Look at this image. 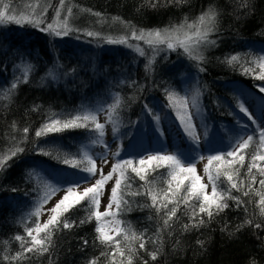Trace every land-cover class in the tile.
Masks as SVG:
<instances>
[{
	"label": "trees",
	"instance_id": "16d2710c",
	"mask_svg": "<svg viewBox=\"0 0 264 264\" xmlns=\"http://www.w3.org/2000/svg\"><path fill=\"white\" fill-rule=\"evenodd\" d=\"M150 3L151 0H65L57 20L55 10L59 0H0V10L8 5L9 14L17 15H29L33 8L40 11L51 4L39 27L27 23H0V86L9 85L11 89L12 80L19 77L18 87L0 96V159L10 155L16 147L24 148L23 153L6 161V170L0 169V264H90L92 260H96V264H127L129 255L132 264L144 261L148 264H264V215L260 213L256 194L257 190L264 192L259 185L262 177L253 169L252 174L256 175L253 184L247 174L251 154L257 150L264 154V148H258L259 131L263 128L259 129L247 116L240 117L238 103L243 98L241 89L264 98L260 91L264 80L258 79L259 74L249 68L263 57L257 49H260L258 45H264V0H159L156 8L150 7ZM68 7L72 8L67 20L72 31L68 35L56 37L40 30L48 23L55 27L62 22ZM209 9L216 12V20L208 39L216 43L199 47L203 61L190 58L182 47L169 50L166 45H159L154 49L146 43L147 36L144 40L131 36L133 29L139 35L141 29L146 34L182 25L185 26L183 31L191 35L200 23L199 17ZM95 12L101 16L93 15ZM187 25L193 28L188 29ZM87 31L100 35L88 36ZM177 35L184 39L181 33ZM123 37L128 38L126 43L108 42ZM137 47L143 49L145 55L141 56ZM233 55L240 59L229 65L225 59ZM21 61L29 63L26 72L18 70ZM195 72L207 123L217 131L226 125L236 136L237 120L249 121L253 144L244 151V167L234 180L238 184L243 181V190L251 184L252 190L248 196L237 190L231 193L239 196L243 204L237 207L234 200L228 199L229 207L214 212L209 219L206 214L198 213L199 202L189 199L188 205L180 203L176 216L166 226L167 209L161 202L172 198L171 193L165 196L169 187L166 182L168 169L162 167L152 171L147 163L141 166L138 154L131 158L133 166L145 168L147 181L127 169L117 190L120 206L113 212L107 210L116 215H108L103 220H120L123 229L130 225L137 235L143 234L144 249L139 248V241H134L131 247L136 251L130 253L128 244L117 234L113 237L120 240L124 257L114 246L101 244L97 239V221L87 219L97 208L84 200L79 204L73 201L66 213L61 211V221L67 219L69 223H76L70 229L52 230L48 252L26 253L23 258L11 259L22 252V242L24 247L30 246L31 238L26 229L34 228L39 221V217L31 213L52 190L41 169L78 171L74 165L85 166L81 144L95 139L84 128L65 129L41 137H36V131L51 123L53 118L63 122L99 102L110 103L112 95H118L121 106L114 118L121 145L127 150L137 140L143 113H148L152 119L153 114L146 111V107L152 110L162 104L169 117L177 121L173 107L169 106L168 93L183 90L185 77ZM57 127H62V123ZM24 128L29 130L27 138ZM221 133L224 136L225 132ZM222 143L227 150V139ZM39 149L50 155L40 154ZM124 156L119 159H129ZM63 159L73 164L66 165ZM216 163L213 161L210 171L215 169ZM260 163L264 166V162ZM191 175L187 174L189 179ZM189 179L184 180L180 197L185 195L183 188ZM175 184L176 181H172L173 188ZM217 184L218 192L227 189L223 176ZM150 188L157 194L159 211L152 206L148 195ZM172 206L168 204L169 208ZM193 210L198 213L195 219L192 218ZM200 217L204 223L193 227ZM81 220L86 222L80 224ZM249 220L252 224L246 223ZM257 223L261 224L260 229L254 227ZM44 235L40 233L38 238ZM16 236H21L23 241H17ZM84 240L88 241L87 245L83 244ZM102 252L106 255L102 256ZM151 252L158 253L156 260L151 259ZM4 256L9 259L4 260Z\"/></svg>",
	"mask_w": 264,
	"mask_h": 264
},
{
	"label": "snow or ice",
	"instance_id": "6c2138e0",
	"mask_svg": "<svg viewBox=\"0 0 264 264\" xmlns=\"http://www.w3.org/2000/svg\"><path fill=\"white\" fill-rule=\"evenodd\" d=\"M171 2V0H170ZM159 4V0H151L150 7L156 8ZM65 0H59V6L55 10V17L59 20L61 16V12L64 9ZM51 7V4L43 7L40 11H37L33 8L32 12L29 15H17V14H9V6L5 5L4 10H0V23H15V24H31L36 27H39L44 20L45 15L48 12V8ZM82 11L92 12L91 9H83ZM93 15L100 17L101 13L95 12ZM72 15V8H67V14L62 22H58L54 27L52 23H48L45 27L41 28V31L48 32L56 37L66 36L72 31L69 28L67 20L68 17ZM116 19V18H114ZM215 20H216V12L209 9L204 12L199 17V25L195 26V31L189 35L188 32H184V25L180 27H174L171 30L164 29L163 31L156 29L148 31L146 34L143 29L139 30L140 34L137 35V30L133 29L131 32V36L134 39L144 40L147 36L146 43L149 46L155 47L159 45H166L167 49L174 50L177 47H182L185 54H187L190 58L196 61H203L204 56L199 52V47L201 45H215L216 41L209 40V33L215 29ZM188 29H192L193 25H187ZM181 33L184 36V39H180L177 35ZM86 34L88 36H99L98 32L87 31ZM127 37H123L119 40L109 39V43H126ZM131 47V45H129ZM158 50V49H157ZM136 51L141 55H145L143 49L137 47ZM240 58L238 56H231L230 58H226L225 62L229 65L238 61ZM260 68L264 70V57L259 58ZM151 61H149V64ZM200 71H204L203 68L199 69ZM247 74L248 70L245 69ZM260 80H264V71H261L259 76L257 77ZM24 82H27L25 78ZM19 82H14L11 85V89L8 90L10 93L11 90H14L18 87ZM261 92H264V87L260 89ZM176 94L169 92L168 100L171 102L174 100V96ZM191 104L193 108L196 110L197 115L200 114V105H199V92H197L194 96L191 97ZM188 104L189 99L187 97H182L180 99V105L183 108L184 115H180L178 112L177 115L179 117V121L183 128V131L195 142H199V136L196 135L195 128L192 124L191 115L188 114ZM121 106V99L119 96L115 98L114 103L108 105L107 109H83L82 114L74 115L70 119L64 120L61 122L57 119H52L51 123L44 124L40 130L36 131V137H41L42 135H46L47 133H56L63 131L65 129H76V128H84L87 129L91 134L95 136V139L91 141L92 144H99L103 147L104 151L96 154L95 158L93 155H90L88 151L83 152L84 163L87 166L80 167L79 165H74L77 167L78 171L82 172L83 175L79 176V179L70 182L69 186L65 189V195L55 204L54 207L50 208L48 211L52 213L48 220L44 224H40L37 220L35 223V227H29L26 229L27 236L31 238L30 246L24 247L23 242L21 243L22 252H17L15 256L11 257V259L16 260L18 258H23L26 253L37 252L40 254L46 253L49 251V246L51 244V235L53 229H58L60 227L64 229H70L75 225V221L69 223L67 219L60 220L61 211L67 212L69 210V199L70 196H75V204H79L81 201H88L93 208H97L99 206V198L104 190V185L107 181L114 179V186L111 188V196L109 199L108 208L111 209L113 204L116 205L117 208L120 206V201L117 199V190L121 187V178L125 176V171L130 169L132 172L136 173L137 176L141 180L147 181L146 170L144 167L137 168L133 166L132 159H116L115 163L111 164V170L107 173V175L103 172V165H107L109 161L107 160V155L110 150L108 148V144L104 140L105 136V128L107 123H111L113 125V131L118 132L119 128L117 126V120L114 118L117 109ZM170 107L173 104L169 105ZM239 108L251 118V113L248 112V109L244 106L243 103L239 104ZM146 111H151L147 109ZM101 112L105 113V123H100L98 116ZM156 121H159V116L155 117ZM62 123V127H57ZM28 128L23 129V133L25 134V138H27ZM253 144V136L247 135L246 138L240 137L239 140L232 146V150L227 153L218 152L214 155H209L207 157L199 156V160L207 159V164L204 166V172L208 177V181L211 184V195L206 191L208 188L207 184L202 183V178L197 176L196 173V158H192L190 162L185 164L184 160L179 155H165L161 153H156L155 155H148L146 158L139 159L138 163L143 166L146 163L150 166L152 171H155L158 168L166 167L168 169V179L167 184L169 185L168 189L165 192V196L167 198V194L171 193L172 198L167 199V202H161V206L167 209L166 219L164 220V224L167 226L169 221L176 216L177 209L181 202L185 205L189 204V199H195L199 202L198 213L206 214L209 219L213 217L214 212H221L224 209L228 208L229 205L227 203L228 199H232L236 202V206L240 207L243 204V201L240 200L239 196H232V190L242 191L244 196H248L249 192L252 190L251 184L248 185L247 190H243V181L239 184L234 180V176H239L240 168L244 167L245 164V155L243 154L246 149L249 148L250 145ZM258 148H264V129L259 131V145ZM40 154L50 155V153L45 152L43 149L38 150ZM24 148L16 147L10 152V155L5 156L3 159H0V169L6 170V161L10 160L14 157H17L18 154L23 153ZM113 157H120V149L117 146V150L115 152H111ZM227 157L228 159H226ZM59 158V157H57ZM101 161V167H97L96 161ZM213 161H216V167L213 171H210L209 166L213 164ZM155 162V164H153ZM260 162H264V154H261L258 150L254 151L251 154L250 162L247 168V174L250 178L251 183L256 182V175H253V169H256L259 175L262 177L259 180V185L261 189H264V166L261 165ZM62 163L69 165L73 164V161L69 159H63ZM237 165L239 167H237ZM188 173H191V178L187 176ZM30 176L33 173H29ZM97 175L99 176L96 179ZM183 176V179L180 177ZM221 176H223L224 180L227 182V189L217 191L218 184L217 181L220 180ZM189 179L188 185L183 188L185 195L180 197V192L182 190V186L184 185V180ZM94 180V183L92 181ZM176 181L175 188L172 187V181ZM88 182L89 186H83L82 183ZM128 187V185H126ZM80 189L79 193L76 192V189ZM58 188H52L51 192H47L43 197L41 203L35 208L34 212L31 215L35 217H39L41 214V209L43 204L47 203V201L51 198L52 195L55 194L56 191H59ZM138 193H133L136 195ZM256 194L259 196V205H260V213L264 215V192L257 190ZM148 195H150L152 200V206L157 207V194L154 188H150L148 191ZM168 204H172L171 208L168 207ZM191 207V205H189ZM160 208L157 207V211ZM196 210L192 211V218L195 219L198 216ZM108 215L115 216V213L106 212H98L91 211L87 219H95L97 221L96 233L97 239L101 244L114 246L115 250L118 251L121 257L125 256V252L120 248V240L114 239V237L108 232L105 231L106 224L103 220V217ZM86 220H81L80 224H84ZM116 224V234L122 236L123 240L128 244V251L130 253H134L136 251L135 248L131 247V243L134 241H139V248L144 249L145 244L143 242V234L137 235L135 231L129 225L126 229L120 228L121 221L115 220ZM204 223L203 217H200L197 223L193 224V227H198L199 225ZM246 223L252 224V221H247ZM185 229L188 228V225H184ZM256 229L261 228V224L257 223L254 225ZM35 232L37 235H33ZM40 233H45L43 238H38ZM131 233V235H129ZM15 239L17 241H23L21 236H16ZM197 243L203 244V241H198ZM84 245L88 244L87 240L83 241ZM101 255H106V253H101ZM152 260L157 259V252H151L149 254ZM4 260H8V256L3 257ZM90 264H96V260H92ZM123 264V262H121ZM127 264H132V256L129 255L127 257ZM143 264H148L147 261H144Z\"/></svg>",
	"mask_w": 264,
	"mask_h": 264
},
{
	"label": "rangeland",
	"instance_id": "374dc122",
	"mask_svg": "<svg viewBox=\"0 0 264 264\" xmlns=\"http://www.w3.org/2000/svg\"><path fill=\"white\" fill-rule=\"evenodd\" d=\"M260 49L259 52L264 57V45H258ZM18 70L21 72H26L29 68V63L26 61H21L17 65ZM251 71L256 74H260L261 71H264L260 68L259 63H251L249 65ZM19 77L12 80V83L17 82ZM200 82L197 73H190L185 77L184 88L181 91H174L176 94L174 96V100L170 103L173 104V109L175 112V116L177 117V121L172 117H169L168 113L165 111V107L162 104H159L156 109H152V119L149 117L148 113H143L141 116L140 127L138 130L137 140L134 143H131L126 150L121 145V140L118 132L113 131V125L111 123L106 124L105 128V136L104 140L108 144V148L110 150L107 155V160L109 163L107 165H103V172L105 175L111 170V164L115 163L116 159L120 157H113L111 152H115L117 150V146L120 149V156L128 157L131 159L139 154L141 158H146L148 155H155L156 153H161L165 155H179L184 160L187 165L188 162L192 160V158H196V175L202 178V183L207 184L208 188L206 191L211 195V184L208 181V177L204 172V166L207 164V159L199 160V156L207 157L209 155H214L218 152H228L232 150V146L240 139V137L246 138L247 135H251L249 121H243L238 119V133L232 135L229 132V129L226 125H222L220 131H217L216 128L207 123L205 120V111L201 104V92H200ZM264 87V85H263ZM10 86L6 85L5 87L0 86V96L2 94L8 93ZM197 92H199V105H200V114L197 115L196 110L193 108L191 104V97L194 96ZM264 94V92H262ZM241 94L243 98L238 101V103H243L244 106L248 109V112L251 113V118L248 114L244 113L240 108V117L244 118L247 116L248 120L254 122V124L260 129H264V98H257L254 94L249 93L246 89H241ZM118 95H112L110 103L99 102L97 105L91 107V110L96 109H107L108 105L114 103L115 98ZM182 97H187L189 99L188 104V114L191 115L192 124L195 128L196 135L199 136V142L193 141L184 131L179 121V117L177 113L180 115H184L183 108L180 105V99ZM159 116V121L157 122L155 117ZM100 123H105V113L101 112L98 116ZM221 132H225L224 136ZM227 135V136H226ZM227 139L228 148L224 150L222 147V140ZM214 140V142H213ZM83 151H88L90 155H93L95 158L96 154H99L104 151L103 147L99 144H92L90 141H85L81 144ZM228 159L227 157H225ZM97 167H101V161H96ZM85 166H87L85 164ZM210 169V166H209ZM41 174L44 178L49 182V187L58 188L59 191H56L54 195L47 201V203L43 204L41 209V214L39 216V223L44 224L49 216L52 214L48 210L55 206V204L66 194L65 189L69 186L70 182L79 179L80 175H83L80 171H72L68 172V170L59 169L52 170L50 168L41 169ZM99 176L97 175L96 179ZM114 179L109 180L104 185V190L99 198V206L97 207L98 212L104 211H115L116 205L113 204L112 208H108L109 199L111 196V188L114 186ZM94 183V180L92 181ZM83 186H89L88 182L82 183ZM80 189H76V192L79 193ZM75 196H70L68 204H71L75 201ZM116 219H110L105 222L106 227L105 231L108 234L114 236L116 234V224L114 223ZM120 221V220H119ZM120 228L123 229L122 222L120 224ZM36 234L35 232H33Z\"/></svg>",
	"mask_w": 264,
	"mask_h": 264
}]
</instances>
